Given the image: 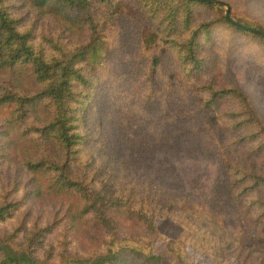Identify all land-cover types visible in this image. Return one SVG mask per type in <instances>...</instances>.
<instances>
[{
    "label": "rangeland",
    "instance_id": "374dc122",
    "mask_svg": "<svg viewBox=\"0 0 264 264\" xmlns=\"http://www.w3.org/2000/svg\"><path fill=\"white\" fill-rule=\"evenodd\" d=\"M2 1L20 28L37 39L54 38L73 49L90 41L100 45L97 64L80 63L89 80L82 87L86 100L77 129L85 141L79 147L83 174L95 189L133 200L136 207L160 208L156 235L122 226L114 251L161 255L167 264H264V140L247 138L252 128L244 123L239 100L223 97L215 111L206 104L208 86L235 88L264 124V40L221 22L226 7L196 5L192 28L220 24L198 40L205 67L193 77L178 50L164 42L167 11L157 0L142 10L136 0H113L124 15L111 23L104 20L107 7L93 4L87 14L75 9L73 15L88 28L81 39L21 0ZM218 1L235 21L264 29V0ZM150 34L160 58L155 68L146 52ZM4 155L6 147L0 148V199L8 195L23 207L0 229L12 231L23 220L28 227L56 226L39 246L44 256L47 243L66 232V207L47 199L27 201L31 177ZM88 233L75 240L85 253L94 238Z\"/></svg>",
    "mask_w": 264,
    "mask_h": 264
},
{
    "label": "trees",
    "instance_id": "16d2710c",
    "mask_svg": "<svg viewBox=\"0 0 264 264\" xmlns=\"http://www.w3.org/2000/svg\"><path fill=\"white\" fill-rule=\"evenodd\" d=\"M21 1L78 39L84 37L87 27L73 15L75 9L87 14L93 4L107 7L109 11L104 20L109 23L124 15L113 0ZM136 1L141 10L145 5L149 7L150 0ZM157 2L162 10L167 11L162 21L164 28L171 31H163L165 44L178 50L182 64L193 77L201 75L205 66L197 54L198 40L213 24L220 23L212 21L192 28L193 10L196 5L209 8L217 5L206 0ZM218 7L221 9L222 6ZM221 22L245 35L264 40V35L247 30L264 32V29L235 21L246 28L242 29L233 25L225 15ZM89 23L92 26L91 21ZM180 33L186 36L179 38ZM155 38L150 34L146 40L152 68L160 63L156 49L151 47L157 43L153 41ZM90 43L93 41L73 49L54 38L37 39L29 29L20 28L19 22L13 19L4 1L0 0V126L3 132L0 143L6 140L0 148L8 149L9 155H4L9 158L7 162L20 166L30 175L32 186L24 195L27 201L36 199L41 204L47 199L66 207V229L63 232L66 230L67 234L60 235L55 243H47L45 255L41 256L39 246L55 233L56 226L37 227L35 223L28 227L23 220L22 225L12 227V231L0 229V264H167L161 255H144L132 249L114 251V245L118 243L116 232L122 226L132 230L144 229L156 235L154 218L160 216V208L150 203L146 207L141 204L136 207L133 200H123L120 195L114 197L107 191L95 189L89 176L83 174L79 147L85 141L77 129L86 100L82 87L85 89L89 80L80 63L97 64L100 51L99 44ZM206 91L210 111L218 109L223 97L239 100L244 108V123L252 128L247 138L264 140V124L239 90L215 91L208 86ZM22 207L23 204L8 195L0 199V225L8 222ZM89 230L94 238L90 239L88 244L91 246L85 253L81 250L83 246L75 240ZM24 233L27 236L24 235L23 239Z\"/></svg>",
    "mask_w": 264,
    "mask_h": 264
},
{
    "label": "water",
    "instance_id": "95a60500",
    "mask_svg": "<svg viewBox=\"0 0 264 264\" xmlns=\"http://www.w3.org/2000/svg\"><path fill=\"white\" fill-rule=\"evenodd\" d=\"M207 2H211V3H215V4H218V5H221V6H224L226 7V11H225V16L226 18L235 26L237 27H240L242 29H246L245 27L241 26L240 24L236 23L232 18H231V15H230V9L228 8V6L224 3V2H221V1H218V0H206ZM248 31L254 33V34H258V35H264V32L262 31H259V30H250V29H247Z\"/></svg>",
    "mask_w": 264,
    "mask_h": 264
}]
</instances>
